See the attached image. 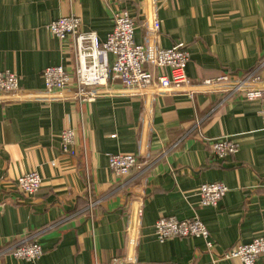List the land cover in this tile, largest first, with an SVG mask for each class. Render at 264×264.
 Returning a JSON list of instances; mask_svg holds the SVG:
<instances>
[{
    "label": "crops",
    "instance_id": "obj_1",
    "mask_svg": "<svg viewBox=\"0 0 264 264\" xmlns=\"http://www.w3.org/2000/svg\"><path fill=\"white\" fill-rule=\"evenodd\" d=\"M121 10L135 20L136 43H146L145 22L156 16L159 33L150 42L162 49L186 46L188 84L163 93L155 85L126 91L112 81L88 103L76 101L72 84L42 96V70L62 64L71 72L73 61L70 41L49 35L47 24L76 14L81 29L103 41ZM6 70L18 75L19 90L0 92V249L41 230L44 252L29 260L8 256L0 264H113L126 257L243 264L214 254L264 237L260 102L198 87L252 70L264 86V0H0V72ZM65 127L76 133L74 156L60 150ZM222 136L237 150L217 158L209 144ZM114 152L137 156L125 177L108 169ZM31 170L42 185L24 197L13 182ZM220 181L228 191L218 204L200 205L199 185ZM168 215L198 217L213 252L197 237L159 241L153 223ZM255 264H264V255Z\"/></svg>",
    "mask_w": 264,
    "mask_h": 264
},
{
    "label": "built area",
    "instance_id": "obj_2",
    "mask_svg": "<svg viewBox=\"0 0 264 264\" xmlns=\"http://www.w3.org/2000/svg\"><path fill=\"white\" fill-rule=\"evenodd\" d=\"M113 27L105 40L100 41L97 34L81 29V18L76 14L60 16L46 26L49 35L61 41L69 40L72 52L71 72L62 64L47 66L42 70V96H49L66 89L70 84L74 87V98L79 103H88L105 92L107 85L117 81L123 90H139L155 85L165 93L188 84L186 63L189 51L186 46L175 44L167 48L155 47L149 38L159 32L161 21L153 16L145 22L147 40L138 44L134 40L135 20L126 11H118L114 15ZM19 78L14 71L0 72V92L15 93L19 89ZM256 70L241 78H231L222 74L213 79L200 82L199 88L206 92H223L227 97L235 93L245 100L260 102L259 116L264 128V86L259 85ZM196 90H188L192 96ZM60 150L69 155H76V133L71 127H65L60 133ZM210 153L217 158L234 155L236 143L229 137H219L209 144ZM85 145L82 144L84 152ZM137 166V156L129 153L114 152L108 155V169L118 178L125 177L133 167ZM42 185L41 176L35 170L27 171L17 176L13 182L14 188L24 197L32 196ZM200 205L216 206L228 191L223 182H204L197 188ZM141 214V210H138ZM154 233L159 241L169 238H200L205 242L206 249L213 252L214 242L208 228L198 217L178 220L173 215L160 216L154 223ZM41 230L21 237L10 246L0 249V260L13 256L16 259H34L43 254L39 244ZM264 255V237L257 236L250 242L239 243L220 256L225 259H238L243 264H255L258 257ZM113 264H156L138 261L126 257L122 261H112Z\"/></svg>",
    "mask_w": 264,
    "mask_h": 264
}]
</instances>
